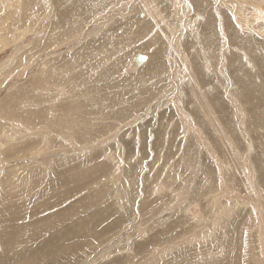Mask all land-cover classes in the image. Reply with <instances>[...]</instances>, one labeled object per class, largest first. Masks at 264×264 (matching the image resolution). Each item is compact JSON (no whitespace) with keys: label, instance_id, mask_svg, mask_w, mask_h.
<instances>
[{"label":"rangeland","instance_id":"obj_1","mask_svg":"<svg viewBox=\"0 0 264 264\" xmlns=\"http://www.w3.org/2000/svg\"><path fill=\"white\" fill-rule=\"evenodd\" d=\"M0 264H264V0H0Z\"/></svg>","mask_w":264,"mask_h":264},{"label":"water","instance_id":"obj_2","mask_svg":"<svg viewBox=\"0 0 264 264\" xmlns=\"http://www.w3.org/2000/svg\"><path fill=\"white\" fill-rule=\"evenodd\" d=\"M148 60H149L148 56L144 54H138L133 60V66L136 69H139L142 66H144L148 62Z\"/></svg>","mask_w":264,"mask_h":264},{"label":"bare ground","instance_id":"obj_3","mask_svg":"<svg viewBox=\"0 0 264 264\" xmlns=\"http://www.w3.org/2000/svg\"><path fill=\"white\" fill-rule=\"evenodd\" d=\"M237 2V1H236ZM81 3V2H80ZM238 3V2H237ZM240 3V2H239ZM232 4V3H231ZM239 5H241V4H239ZM245 5V4H244ZM243 5V6H244ZM248 6V5H247ZM137 7V6H136ZM253 7V6H252ZM146 9V8H145ZM238 9V8H237ZM262 9V8H261ZM179 10H181V9H179ZM236 11H238V10H236ZM262 11V10H261ZM139 13V12H138ZM240 13V12H239ZM248 13V12H247ZM261 13V12H260ZM126 15V14H125ZM259 16V15H258ZM262 16V15H261ZM194 17V16H193ZM260 19V18H259ZM138 21V20H137ZM145 22V21H144ZM255 22V21H254ZM172 23V22H171ZM194 23V22H193ZM138 25H139V23H138ZM252 25V24H251ZM153 35V34H152ZM155 35V34H154ZM3 39V38H2ZM149 39V38H148ZM174 47V46H173ZM154 48V47H153ZM182 51V50H181ZM133 70V69H132ZM191 79V78H190ZM194 80V79H193ZM195 85V84H194ZM176 86V85H175ZM73 87V86H72ZM195 87V86H194ZM175 94V93H174ZM166 95V94H165ZM174 106V105H173ZM166 109V108H165ZM55 114V113H54ZM111 117V116H110ZM140 117V116H139ZM106 119V118H105ZM128 126V125H127ZM42 134V133H41ZM118 134V133H117ZM42 137V136H41ZM27 140V139H26ZM61 140V139H60ZM104 142V141H103ZM17 143H19V142H17ZM66 144V143H65ZM87 145V144H86ZM25 146V145H24ZM27 147V146H26ZM26 147H24V148H26ZM17 149V148H16ZM81 150V149H80ZM85 151V150H84ZM21 152V151H20ZM19 152V153H20ZM253 154V153H252ZM212 156V155H211ZM147 164V163H146ZM154 167V166H153ZM152 167V168H153ZM249 175V174H248ZM259 187V186H258ZM254 216V215H253ZM198 225V224H197ZM3 248V247H2Z\"/></svg>","mask_w":264,"mask_h":264}]
</instances>
